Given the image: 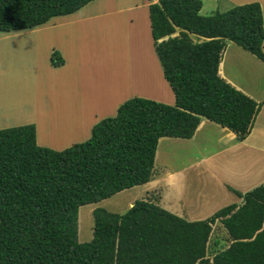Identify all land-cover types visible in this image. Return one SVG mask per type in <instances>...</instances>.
<instances>
[{"label": "trees", "instance_id": "16d2710c", "mask_svg": "<svg viewBox=\"0 0 264 264\" xmlns=\"http://www.w3.org/2000/svg\"><path fill=\"white\" fill-rule=\"evenodd\" d=\"M90 1L0 0V30L34 29ZM149 1L155 49L175 103L129 98L87 140L60 150L38 142L35 123L0 129V264H264V182L237 191L241 200L206 219L190 220L155 196L124 213L98 207L93 238L79 240L81 206L159 173L161 138H192L207 118L244 140L263 104L220 74L228 41L264 62L259 1L208 15L201 13L203 0ZM51 61L65 64L57 49ZM218 222L225 237L214 233Z\"/></svg>", "mask_w": 264, "mask_h": 264}, {"label": "rangeland", "instance_id": "374dc122", "mask_svg": "<svg viewBox=\"0 0 264 264\" xmlns=\"http://www.w3.org/2000/svg\"><path fill=\"white\" fill-rule=\"evenodd\" d=\"M148 2L92 0L34 29L0 30V129L35 123L38 142L60 150L87 140L93 126L115 115L129 98L170 103L174 93L155 49ZM203 2V15L217 7V0ZM89 14L94 16L85 17ZM80 16L85 19L77 20ZM56 49L65 59L62 66L51 61ZM222 71L233 85L264 102V62L254 54L228 41ZM257 129L256 124L254 132ZM228 131L208 120L191 139L161 138L158 175L81 206L79 240L93 238L98 207L124 213L131 202L155 196L161 197L162 206L179 213L182 207L188 219L197 220L241 200L237 191L247 192L264 182V150L256 142L231 138ZM258 136L257 131L252 137ZM214 229L215 235L225 237L221 222Z\"/></svg>", "mask_w": 264, "mask_h": 264}, {"label": "crops", "instance_id": "0c3cea01", "mask_svg": "<svg viewBox=\"0 0 264 264\" xmlns=\"http://www.w3.org/2000/svg\"><path fill=\"white\" fill-rule=\"evenodd\" d=\"M156 1V0H155ZM253 1H259L260 3H261V5H262V9H263V13H264V0H217V7L215 8V9H213V11H215V10H227V9H229L231 6H234V5H238V4H244V3H248V2H253ZM149 3V5H150V1L148 2ZM218 3H219V6H218ZM203 4H204V2H203ZM133 7V5H130V6H126L125 8H132ZM124 8V7H123ZM106 14V13H105ZM96 15V14H95ZM101 15H103V14H101ZM94 16V14H89V15H85V17H93ZM131 16V15H130ZM136 18V21L138 20V18H137V13H135L134 15H133V20ZM77 20L79 19V20H83V19H85V18H82L81 16L80 17H77L76 18ZM130 20V19H129ZM134 23V22H133ZM149 27H151V24H150V21H149ZM220 74L223 76V77H225V78H227L226 76H225V74L223 73V71H222V63H221V66H220ZM227 80L228 81H231V80H229V78H227ZM234 83V82H233ZM238 86V85H237ZM236 86V87H237ZM238 87H240V86H238ZM237 87V88H238ZM240 89V88H239ZM250 96H253L252 94H249ZM254 98H255V96H253ZM256 100L258 101V102H260V103H262V100H260L259 98H256ZM168 102H170V103H175V95H174V97H172V99H170ZM264 103V102H263ZM67 104H68V106L69 105H71V103H70V101L67 99ZM80 113H81V109H80ZM208 120L209 119H207V118H204L203 120H202V122H201V124H200V126H199V128H198V130L197 131H199L201 128H203L204 126H205V124H206V121L208 122ZM258 125V129L257 130H255V132H254V129H255V126H254V128H253V130H252V132H251V134H249V136L247 137V138H245L244 139V141H247V140H249V141H251V142H256V143H258L259 144V146H260V148H262L263 150H264V104H262V107H261V110H260V112H259V114H258V117H257V120H256V123H255V125ZM223 127V126H222ZM225 128V127H224ZM231 132H229L228 131V134L231 136V138H234V136H236L237 137V134L234 132V131H232V130H230ZM258 131V133H259V136L258 137H252L253 136V134H255L256 132ZM196 134H197V132H196ZM195 134V135H196ZM193 138V137H192ZM189 139H191V138H189ZM38 140H39V137H38ZM173 172H171L170 174H172ZM173 175V174H172ZM134 203L133 202H131V204H130V207L133 205ZM178 207H174V209L176 210ZM173 210V209H172ZM183 210V211H182ZM174 211V210H173ZM179 211H181L180 212V214L183 212L184 213V216H187L188 214H186V211H185V209H183L182 207L181 208H179ZM179 213V212H178Z\"/></svg>", "mask_w": 264, "mask_h": 264}]
</instances>
